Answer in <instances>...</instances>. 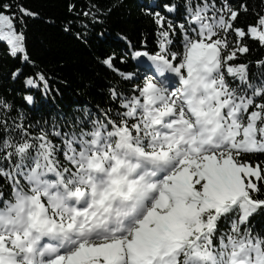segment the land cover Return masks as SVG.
<instances>
[{
    "label": "snow or ice",
    "instance_id": "obj_1",
    "mask_svg": "<svg viewBox=\"0 0 264 264\" xmlns=\"http://www.w3.org/2000/svg\"><path fill=\"white\" fill-rule=\"evenodd\" d=\"M120 6L77 15L102 23ZM138 11L151 29L140 46L119 33L120 54L97 58L117 76L107 107L33 124L24 107L53 93L50 78L10 72L25 93L20 106L0 96V264H264V56L249 58L264 49V0ZM38 15L0 0V40L33 67Z\"/></svg>",
    "mask_w": 264,
    "mask_h": 264
},
{
    "label": "trees",
    "instance_id": "obj_2",
    "mask_svg": "<svg viewBox=\"0 0 264 264\" xmlns=\"http://www.w3.org/2000/svg\"><path fill=\"white\" fill-rule=\"evenodd\" d=\"M37 12V18H26L27 51L32 64H21L8 55L6 41L0 40V96L14 100L17 106L23 104L25 93L23 76L13 80L10 72L21 67L24 74L43 71L49 78L53 89L47 97L33 92L36 97L34 106H25L24 112L33 124L51 122L61 116L75 114L85 107L95 110L97 106L107 107L103 94L105 86L116 83V74L98 62V57L120 51L125 47L118 39L119 33L126 34L137 47L142 32H150L146 18L140 15L138 5L149 0H95L102 8L113 7L110 15L102 17L101 22H92L90 18L78 16L87 10L93 0H17ZM249 6H257L260 0H248ZM75 5V11L69 12L68 5ZM249 17L241 16V22ZM68 27L69 30L65 31ZM105 32V39L97 38V33ZM77 33L81 37L77 38ZM148 47H152L149 36ZM264 56V49L254 48L249 58ZM134 61L117 67L132 70ZM253 71L255 69L253 68ZM127 87V85H121ZM264 159V157H261ZM254 223L264 227V217L257 216Z\"/></svg>",
    "mask_w": 264,
    "mask_h": 264
}]
</instances>
